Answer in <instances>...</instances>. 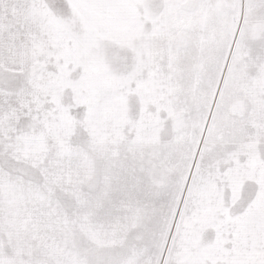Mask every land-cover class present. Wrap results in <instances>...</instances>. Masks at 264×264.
<instances>
[{
    "label": "snow or ice",
    "instance_id": "obj_1",
    "mask_svg": "<svg viewBox=\"0 0 264 264\" xmlns=\"http://www.w3.org/2000/svg\"><path fill=\"white\" fill-rule=\"evenodd\" d=\"M0 264H264V0H0Z\"/></svg>",
    "mask_w": 264,
    "mask_h": 264
}]
</instances>
